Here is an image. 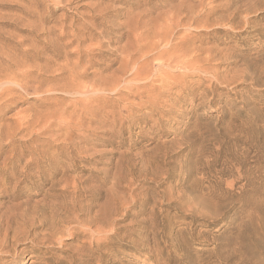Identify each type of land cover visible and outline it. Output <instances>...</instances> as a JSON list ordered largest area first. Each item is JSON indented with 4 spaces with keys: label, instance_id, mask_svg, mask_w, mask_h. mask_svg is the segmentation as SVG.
I'll return each mask as SVG.
<instances>
[{
    "label": "rangeland",
    "instance_id": "374dc122",
    "mask_svg": "<svg viewBox=\"0 0 264 264\" xmlns=\"http://www.w3.org/2000/svg\"><path fill=\"white\" fill-rule=\"evenodd\" d=\"M10 211L0 264H264V0H0Z\"/></svg>",
    "mask_w": 264,
    "mask_h": 264
},
{
    "label": "bare ground",
    "instance_id": "6f19581e",
    "mask_svg": "<svg viewBox=\"0 0 264 264\" xmlns=\"http://www.w3.org/2000/svg\"><path fill=\"white\" fill-rule=\"evenodd\" d=\"M4 1V0H3ZM39 14V13H38ZM4 18V17H3ZM174 20V19H173ZM169 22V21H168ZM175 25V24H174ZM172 31V30H171ZM88 33V32H87ZM163 36V35H162ZM182 40V39H181ZM172 43V42H171ZM173 45V44H172ZM102 47V46H101ZM26 50V49H25ZM152 50V49H151ZM138 51V50H137ZM187 54V53H186ZM188 57V55H187ZM177 58V57H176ZM188 60H190L189 58H187ZM192 59V58H191ZM2 61V60H1ZM5 61L8 62V64L14 68H16L17 71H20L19 66L17 64H14L12 61L7 60V58L5 59ZM4 61V62H5ZM168 61V60H167ZM176 61V60H175ZM142 62V61H141ZM3 63V62H2ZM2 65V64H1ZM7 65V64H5ZM187 65V63H186ZM64 66V65H63ZM192 67V66H191ZM35 68V67H34ZM68 68V67H67ZM26 72V71H25ZM81 73V72H80ZM27 76V74H26ZM162 79V78H161ZM185 79V78H184ZM170 80V79H169ZM74 81V80H73ZM164 83V82H163ZM162 83V84H163ZM166 83V82H165ZM81 87V86H80ZM54 89V88H53ZM162 89V88H161ZM83 91V90H82ZM43 94V93H42ZM31 117V116H30ZM33 131V130H32ZM42 133V132H41ZM29 165L24 171L23 173H26L27 170L30 169ZM38 173H41V169H38ZM35 176L34 175H29L26 176L24 181H29L30 179H33ZM61 183V182H60ZM5 190V189H4ZM77 192V191H76ZM4 193V192H2ZM75 193V192H74ZM77 195V194H76ZM74 201V200H73ZM78 201V200H77ZM77 207V206H76ZM33 211V210H32ZM48 214V213H47ZM34 215V214H33ZM58 216V215H57ZM98 216V215H97ZM43 217V216H42ZM59 217V216H58ZM57 217V218H58ZM52 218V216H51ZM98 218V217H97ZM103 218V217H102ZM43 220V219H42ZM64 223V222H63ZM67 223V222H66ZM104 225V224H103ZM42 226V227H41ZM40 227L35 228V223L34 220L32 218H30V215H17L15 217H13V213L10 211L8 212L6 215H4L1 219H0V247L2 248L7 247L9 244V239L11 237V235H13V240H12V245H16L17 241L19 240L20 235L22 234H26L25 231L22 230V228L28 229V228H33L34 229H38V228H42L43 229V224ZM147 226V225H146ZM54 227V226H53ZM78 227V225H77ZM94 227V226H93ZM59 229V227H58ZM91 229V228H90ZM63 231V230H62ZM4 232V233H3ZM64 232V231H63ZM61 234V233H60ZM53 236V235H52ZM61 237V236H60ZM23 238V237H22ZM12 248V247H11ZM3 255V254H2Z\"/></svg>",
    "mask_w": 264,
    "mask_h": 264
}]
</instances>
